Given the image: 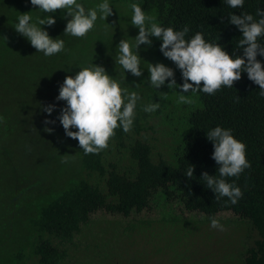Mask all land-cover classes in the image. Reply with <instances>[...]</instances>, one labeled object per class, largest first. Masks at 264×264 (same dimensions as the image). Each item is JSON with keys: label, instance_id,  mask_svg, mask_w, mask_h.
<instances>
[{"label": "trees", "instance_id": "1", "mask_svg": "<svg viewBox=\"0 0 264 264\" xmlns=\"http://www.w3.org/2000/svg\"><path fill=\"white\" fill-rule=\"evenodd\" d=\"M103 1L77 3L93 9ZM108 1L126 5L131 16L130 5L136 3L162 27L179 31L187 25V40L201 32L206 42L241 56L237 44L242 33L229 23V16L244 12L258 20L257 8L264 11V0H244L243 7L235 9L226 0ZM66 11L49 14L30 0H0V152L5 155L3 163L14 170L9 173L14 175L9 185L18 224L14 227V264H72L81 253L80 238L93 212L105 211L133 222L144 211L155 208L158 212L157 207H162L158 199L179 215L200 213L204 221L230 211L247 224L250 235L254 232L251 244L240 251L242 264H264V97L259 85L241 72L232 88L222 86L212 95L189 91L183 95L192 102L178 103L180 88L169 89L166 80L156 89L148 80L149 63L159 62L174 70L177 85L183 83L180 70L160 52V39L149 37L151 46H139L142 75L135 77L118 63V43L124 39L134 44L132 38L139 29L131 25L119 34L114 25L113 30L99 32L106 19H100L98 12L93 29L84 37H74L64 33L71 19ZM24 13L32 17V23L52 15L55 24L41 27L53 39H63L64 49L52 56L37 52L15 31ZM258 42L264 44V36ZM256 58L264 65V57ZM91 63L104 67L121 88L137 92L140 99L131 130L117 128L106 149L86 155L77 140L65 135L57 117L66 102L55 98L66 75L75 76ZM156 102L160 105L156 111H144ZM49 104L55 105L50 115L43 111ZM45 120L55 123L45 124ZM216 126L231 129L234 138L246 145L251 165L238 177L225 178L243 192L235 205L228 197L215 199L201 179L202 172L218 176L213 143L206 137ZM46 127L53 131L47 132ZM189 165L195 166L192 178L185 175Z\"/></svg>", "mask_w": 264, "mask_h": 264}, {"label": "clouds", "instance_id": "2", "mask_svg": "<svg viewBox=\"0 0 264 264\" xmlns=\"http://www.w3.org/2000/svg\"><path fill=\"white\" fill-rule=\"evenodd\" d=\"M30 3L49 14L66 9V15L71 19L67 21L64 33L74 37H84L93 29L98 12L99 18L103 20L113 14L108 0L93 9H86L77 3V0H30ZM226 3L233 9L242 8L244 0H226ZM130 7L133 11L132 25L138 28L139 32L134 38V44L124 39L118 43V63L124 70L135 77L142 75L139 46H151L152 40L149 37H155L162 41L159 50L163 56L180 70L183 83L177 85L174 70L159 62L154 65L149 63L148 80L156 89L164 85L166 80L169 89L180 88L178 103L192 102L183 95L189 91H202L212 95L222 86L232 88L234 82L241 79V72H246L248 79L259 85V94L264 97V65L256 58L257 55L264 57V44L258 42V38L264 36V11L260 8L256 10V16L260 17L258 20L244 12L229 16V23L235 25L242 33V38L237 44V49H242L241 56L235 53L229 55L222 45L206 42L201 32L187 40V25L179 31L172 27L165 28L160 26L154 17L146 15L138 4L133 3ZM31 20L32 17L28 13L21 14L15 31L27 38L37 52L52 56L64 49L63 39H53L41 27L55 24L52 15L38 19L37 23H32ZM55 99L66 102V107L60 109L57 117L65 135L77 140L80 149L87 155L98 154L106 149L117 128L122 127L124 132L131 130L140 96L135 91L129 93L126 88H121L120 83L109 76L104 67L91 63L80 69L75 76L66 75ZM239 100L240 97L236 96L235 102ZM159 106L157 102L152 103L146 106L144 111L154 112ZM54 108V104H49L43 111L50 115ZM44 123L54 124L55 120H45ZM71 128L77 131H70ZM45 129L47 132L53 131L51 128ZM206 137L213 143L212 159L219 166L218 176L202 172L201 179L206 182V187L215 193V199L228 197L235 205L242 198L243 192L235 183H229L225 178L238 177L251 166L246 159V145L234 138L231 129L220 126L208 131ZM62 162L67 163V160ZM194 167L188 166L185 173L188 178L193 177ZM210 219L213 228L223 231V225L217 219Z\"/></svg>", "mask_w": 264, "mask_h": 264}, {"label": "rangeland", "instance_id": "3", "mask_svg": "<svg viewBox=\"0 0 264 264\" xmlns=\"http://www.w3.org/2000/svg\"><path fill=\"white\" fill-rule=\"evenodd\" d=\"M109 4L113 14L106 17V24L99 25V32L113 30L114 25H118L119 34L129 29L132 16L128 7ZM5 122L6 117L2 124ZM4 156L0 152V264H14V227L18 224L9 185L14 179L9 173L12 170L14 174V170L3 163ZM158 201L162 202L158 212L155 208L144 211L143 217L133 222L105 211L93 212L80 238L81 253L72 264H242L240 251L251 244L254 235L244 221L230 211L219 212L215 219L223 225L221 231L211 226V220L204 221L200 213L179 215L169 203L163 206L166 201ZM114 216L125 225L121 227Z\"/></svg>", "mask_w": 264, "mask_h": 264}]
</instances>
